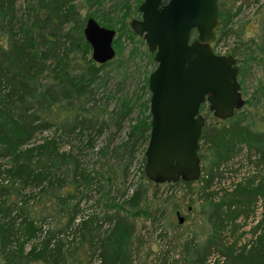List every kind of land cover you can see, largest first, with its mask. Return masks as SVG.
<instances>
[{
  "label": "rangeland",
  "instance_id": "1",
  "mask_svg": "<svg viewBox=\"0 0 264 264\" xmlns=\"http://www.w3.org/2000/svg\"><path fill=\"white\" fill-rule=\"evenodd\" d=\"M140 1L102 0L97 4L94 1L89 3L88 0H74L77 6L76 18L81 25L75 30L81 29L79 33L80 31L82 33L88 17L87 13L94 12L100 24L115 29L113 38L115 55L103 67L100 77L92 86L94 94L87 106L97 109L90 119L95 122V126L89 123L88 130H85L88 125L85 127L79 125L75 137L70 140H66L61 132L58 133L59 150L65 153L67 151L70 156L63 162H60L63 160L61 158L53 160L57 166L55 168L62 166L61 170L65 174L63 184L71 180L76 164L93 180L89 183L78 182L83 185L78 186L76 195L72 193L74 188L66 184L60 190L58 187L50 188L49 195L43 202L40 203L41 199H37L31 205L26 204L29 217L43 225L38 233L39 236L32 238V243H39L50 233L51 246L58 239H62L61 242L66 245L62 250L63 254H69L70 243L76 242V237L79 236L76 230L78 223L84 220L87 222L85 225L80 224L82 228L85 226L86 230L83 243L75 252V257L71 258L67 255L64 261V255L60 254L56 256L58 261L54 260L59 264H101V252L97 249L92 251L89 242L103 237H111L107 243L112 248L121 246L126 249L127 256L130 255L129 264H155L157 258L166 251L169 253V264H181L185 243L195 237L196 245L205 246L207 239L214 235L212 222L208 219L209 211L203 212L201 209L205 196L204 194L203 197L200 196L201 191L197 192L199 183H193V193H189L185 190V186H182L174 195L168 193L170 188L165 183L156 186L144 174V151L149 131L142 124H146L150 114L148 75L155 67L156 61L145 39L135 33L130 26V20L141 15L138 9ZM218 2L219 23L215 29V39L221 34L220 22L222 24L228 14L236 10L240 3L249 4L232 20L233 36L221 42L216 41L212 45L216 52L231 53L236 57L239 70L237 78L245 102L239 108L234 124L247 126L252 131H264V0H258L256 3H250L252 0H218ZM34 3L35 0H16L17 16L22 15L21 18L25 19L22 12H26L27 6ZM125 11L126 13L123 14ZM13 20L18 24L17 18ZM5 21L6 17L0 16V27ZM71 24V22L67 23L63 29L66 30ZM125 28H130L133 33L128 35L129 32L127 33ZM46 29L50 31L54 28L47 26ZM63 29L60 31L63 32ZM195 34L196 32L192 35ZM57 37L61 42L63 37L61 35ZM70 56L74 65L82 64L79 52L71 51ZM71 99L75 103L80 101L75 97ZM200 111L205 117L204 125L208 126V134L204 132L203 126L199 149L201 166L205 171V168L211 166L214 158L212 154L214 145H209L206 141L214 133L212 128L215 129L218 142H223L227 137L225 135H229L230 132L222 131L221 127L225 122L217 120L207 102L201 104ZM118 118H121L120 128L117 127ZM72 120L61 121L58 124L60 126L63 124L64 129H69ZM78 121L81 123L80 120ZM53 132L55 133L48 128L35 132L22 147L34 146ZM0 147V165L2 168H7L12 159L8 154H2V145ZM239 151V155L233 159L238 176L232 174L229 183H225L226 187H229L232 181L241 182L243 187H247L248 182L258 184L264 179V159L259 158L257 149L250 144L241 143ZM241 156H246L247 158L244 159L249 158L253 163L257 160L258 166L250 170L246 166H241L237 162ZM2 182L6 183L3 180ZM134 189H140L143 196L137 205L129 203L128 200ZM30 192L35 196V200L37 197L35 190L29 189V186L21 187L20 184H16L15 189L10 190L9 200L24 201L28 195L30 196ZM246 192H242L241 197L249 201L251 211L248 217L242 215L234 222L228 223L220 229L216 239L210 240L206 264H231L230 257L239 253L246 242L252 241L258 235L260 228L257 227L256 218H260L257 217L260 206L264 211V187L257 193L248 190ZM5 198L8 196L6 195ZM74 204L76 207L71 210L70 207ZM62 206L63 209H59ZM13 216L16 217L15 223L20 221L18 214ZM71 217L73 220L69 221ZM116 221L118 229L114 228ZM68 223L70 226L65 227ZM19 227L17 223L14 229H9V232H18ZM4 255L5 251L0 245V264H4ZM30 264L53 263L51 260L49 263L39 260Z\"/></svg>",
  "mask_w": 264,
  "mask_h": 264
},
{
  "label": "trees",
  "instance_id": "2",
  "mask_svg": "<svg viewBox=\"0 0 264 264\" xmlns=\"http://www.w3.org/2000/svg\"><path fill=\"white\" fill-rule=\"evenodd\" d=\"M88 1L89 3L94 1L97 4L102 2V0ZM257 1L252 0L254 3ZM15 7L16 0H0V16L6 17L5 24L0 27V145H2V154H8L12 159L9 167L2 168L0 165V245L5 251L4 264H30L39 260L45 263L51 260L53 264L54 262L59 264L56 256L60 254L64 255V261L67 255L71 258L75 257V252L83 243L86 230L85 226L82 228L80 224L85 225L87 222L84 220L78 223L76 230L79 236L77 235L76 242L70 243L69 254H63L62 250L66 248V245L61 242L62 239H58L51 246L50 233L46 234L47 236L39 243H32V238L39 236L38 233L43 225L40 221L38 224L36 220L29 217L26 206L31 205L37 199H41L40 203L43 202L52 187H58L60 190L68 184L74 188L72 193L76 195L78 186L83 185L78 182L89 183L93 180L76 164L71 180L63 184L65 174L61 170L62 166L55 168L57 166L53 160L61 158L63 160L60 162H63L70 156L67 151L65 153L59 150L58 133L61 132L66 140H70L75 137L76 130L80 128L79 125L81 127L88 125L86 129L84 128L85 130H88L89 123L95 126V122L90 119L97 109L87 105L94 94L92 86L109 60L96 63L91 57V47L83 32L79 33L81 29L75 30L81 25L78 24L76 18L77 6L74 0H35L34 4L27 6L26 12H22L25 19L21 18L22 15L17 16ZM247 7L248 3H240L236 10L228 14L222 24L220 22L221 34L214 42H221L233 36L232 20ZM125 13L126 11L123 14ZM87 14L94 18L96 15L94 12ZM15 18L18 19V24L14 23ZM69 22L72 24L64 30L63 27ZM47 26L54 29L48 31ZM62 29L63 32H61ZM125 30L129 32L128 35L133 33L130 28H125ZM57 35L63 37L61 42ZM71 51L80 53L82 64L78 63L76 66L72 63ZM72 97L80 101L75 103ZM238 111L239 109L227 118L216 116L217 120L225 122L221 127L222 131H229L230 134L225 135L227 137L223 142H218L215 129L212 128L214 133L206 141L209 145H214L212 146L214 158L211 166L205 168V171L201 166V175L197 180L165 183L170 188L168 193L174 195L182 186H185V190L189 193H193V183H199L197 192L201 191L200 196L202 194L205 196L201 209L203 212L209 211L208 219L213 225L214 235L207 239L205 246L196 245L195 237L184 244L181 264H206L210 240L216 239L220 234V229L228 223L234 222L242 215L248 217L251 211L249 201L243 199L241 193H247V190L257 193L264 187V179L258 184H252L248 180L247 187H243L241 182L233 181L229 187L225 185L226 182L229 183L228 180L232 174L238 176L233 159L239 155L241 143L254 146L259 158L264 159V131H252L247 126L235 125ZM68 119H73L69 129H64L63 124L61 126L58 124ZM120 119L117 120L119 128L121 127ZM142 126L150 130V114H148L146 124ZM47 128L54 130L55 133L46 136L34 146L22 147L35 132ZM204 132L208 134L206 124ZM71 146L74 145L71 144ZM244 157L241 156L237 161L241 166H246L249 170L258 166L257 160L253 163L249 158L246 159V157L245 160ZM16 184H20L21 187L29 186V189L35 190L36 199L34 200L35 196L30 192V196L28 195L24 201H10V190H14ZM6 195L8 198H5ZM142 197L140 189H134L128 200L129 203L137 205ZM75 207L74 204L70 209L73 210ZM59 209H63V206ZM13 214H18L20 217V221L17 222L20 226L19 233L9 232V229H14L17 224ZM259 216L260 218H256V224L261 232L259 231L252 241L246 242L239 253L229 255L231 264H264L263 210ZM70 220H73V217ZM68 226L70 223L65 227ZM114 228L118 229L117 221ZM110 239L111 237H103L100 240L89 242L92 251L97 249L101 252V264H129L130 255L127 256L126 249L124 250L121 246L112 248L107 243ZM27 243H29L28 247ZM168 259L169 253L166 251L157 258L155 264H169Z\"/></svg>",
  "mask_w": 264,
  "mask_h": 264
},
{
  "label": "water",
  "instance_id": "3",
  "mask_svg": "<svg viewBox=\"0 0 264 264\" xmlns=\"http://www.w3.org/2000/svg\"><path fill=\"white\" fill-rule=\"evenodd\" d=\"M218 7V0H142L140 17L130 20L156 61L148 75L150 130L144 151L145 177L156 184L200 177L202 103L227 118L245 102L236 57L212 47ZM83 34L96 62L114 57L113 27L88 16Z\"/></svg>",
  "mask_w": 264,
  "mask_h": 264
},
{
  "label": "built area",
  "instance_id": "4",
  "mask_svg": "<svg viewBox=\"0 0 264 264\" xmlns=\"http://www.w3.org/2000/svg\"><path fill=\"white\" fill-rule=\"evenodd\" d=\"M214 49V48H213ZM215 51V50H214ZM216 52V51H215ZM218 53V52H217ZM261 211H262V207L260 206L259 208H258V214H257V217L259 216V214L261 213Z\"/></svg>",
  "mask_w": 264,
  "mask_h": 264
},
{
  "label": "flooded vegetation",
  "instance_id": "5",
  "mask_svg": "<svg viewBox=\"0 0 264 264\" xmlns=\"http://www.w3.org/2000/svg\"><path fill=\"white\" fill-rule=\"evenodd\" d=\"M163 1H165V0H163ZM219 3V2H218ZM251 3H254V2H251ZM219 5V4H218ZM248 6H249V4H248ZM214 43V41L212 42V44ZM212 47H213V45H212ZM214 48V47H213Z\"/></svg>",
  "mask_w": 264,
  "mask_h": 264
}]
</instances>
